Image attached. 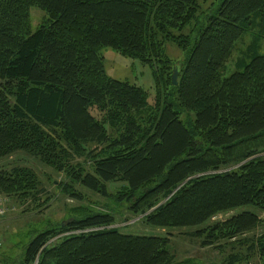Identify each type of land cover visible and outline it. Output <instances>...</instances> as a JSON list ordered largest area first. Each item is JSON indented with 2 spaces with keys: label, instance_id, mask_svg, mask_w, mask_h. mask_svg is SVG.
I'll return each mask as SVG.
<instances>
[{
  "label": "trees",
  "instance_id": "trees-1",
  "mask_svg": "<svg viewBox=\"0 0 264 264\" xmlns=\"http://www.w3.org/2000/svg\"><path fill=\"white\" fill-rule=\"evenodd\" d=\"M31 8L45 14L34 32ZM191 26L196 37L183 33ZM256 26L264 32V0H213L202 14L198 0H0V161L23 153L103 198L121 183L117 205L154 229L198 228L243 207L264 214V55L248 47L223 75ZM166 43L186 55L176 86ZM103 48L152 71L153 104L105 75ZM87 144L99 147L89 170L72 169ZM40 190L32 169H0V196L22 202ZM255 212L191 236L202 247L235 242L260 225ZM113 224L100 213L59 223L7 264H172L168 238ZM247 251L264 264V232Z\"/></svg>",
  "mask_w": 264,
  "mask_h": 264
},
{
  "label": "rangeland",
  "instance_id": "rangeland-1",
  "mask_svg": "<svg viewBox=\"0 0 264 264\" xmlns=\"http://www.w3.org/2000/svg\"><path fill=\"white\" fill-rule=\"evenodd\" d=\"M212 1L198 0L201 14L206 12ZM44 18L45 14L39 9H30L32 32L38 28ZM192 28L194 27L191 26L183 33L191 35L193 33L196 37L197 33ZM248 47L254 51L251 54L264 55V32L259 30L258 26L250 30L249 33L243 34L237 41L224 66V77L235 72L236 63L245 59ZM164 48L165 55L171 65L176 66L185 62L184 51L172 43H166ZM100 55L103 58V68L108 78L142 88L148 94L149 104H153V78L152 71L148 67L143 66L136 59L122 56L111 48L101 49ZM180 119L187 124L186 114L182 113ZM84 147L86 154L72 160L70 164L72 169L77 170L76 166H79L85 171L89 170L92 157L96 155L99 147L91 144ZM259 157L264 158V151ZM12 167L32 169L37 175L41 190L34 200L28 199L22 202L0 196V199L5 200V209L7 208V212L5 211L4 215L0 217V263L5 261L7 264L9 260L22 259L25 247L40 232L55 229L57 224L78 219L82 215L100 213L110 215L114 219V224L110 228L122 235L168 238L170 241L169 252L173 257L172 264H228L232 256L239 259L235 264H259L255 255H248L247 251L248 244L264 232V214L255 212L253 208L243 207L233 212L219 214L198 228L154 229L144 225L140 221L142 217H134L126 209L117 205L114 196L123 187L121 183L108 185L109 198H103L71 182L66 173H58L23 153H15L0 161V169ZM67 192H74L80 195L81 199H73ZM242 212H255L261 223L254 231L236 238L235 242L220 239L216 240L213 246L202 247L203 239L191 236L196 231H208L216 224L223 223L231 216ZM73 234L78 233L70 232L61 237Z\"/></svg>",
  "mask_w": 264,
  "mask_h": 264
},
{
  "label": "water",
  "instance_id": "water-1",
  "mask_svg": "<svg viewBox=\"0 0 264 264\" xmlns=\"http://www.w3.org/2000/svg\"><path fill=\"white\" fill-rule=\"evenodd\" d=\"M179 67H180V66H175V67L173 68V71H172L171 81H172V84H173L174 86L177 85V78H178V75H179ZM34 264H36V262H35Z\"/></svg>",
  "mask_w": 264,
  "mask_h": 264
},
{
  "label": "built area",
  "instance_id": "built-area-1",
  "mask_svg": "<svg viewBox=\"0 0 264 264\" xmlns=\"http://www.w3.org/2000/svg\"><path fill=\"white\" fill-rule=\"evenodd\" d=\"M5 203L4 199H0V217L4 215L5 211L7 212V208L5 209Z\"/></svg>",
  "mask_w": 264,
  "mask_h": 264
}]
</instances>
